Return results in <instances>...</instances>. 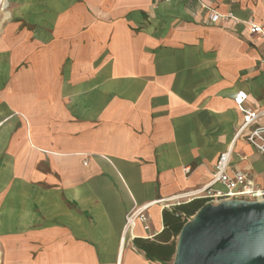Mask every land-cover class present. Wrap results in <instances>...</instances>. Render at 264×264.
Instances as JSON below:
<instances>
[{"label": "crops", "instance_id": "1", "mask_svg": "<svg viewBox=\"0 0 264 264\" xmlns=\"http://www.w3.org/2000/svg\"><path fill=\"white\" fill-rule=\"evenodd\" d=\"M251 22L264 24V0H10L0 264H163L135 240H155L173 205L162 200L206 186L231 147L230 168L264 188L263 157L235 139L237 93L264 111ZM150 203L129 239L127 214Z\"/></svg>", "mask_w": 264, "mask_h": 264}, {"label": "water", "instance_id": "2", "mask_svg": "<svg viewBox=\"0 0 264 264\" xmlns=\"http://www.w3.org/2000/svg\"><path fill=\"white\" fill-rule=\"evenodd\" d=\"M173 264H264V201L205 204L182 227Z\"/></svg>", "mask_w": 264, "mask_h": 264}, {"label": "built area", "instance_id": "3", "mask_svg": "<svg viewBox=\"0 0 264 264\" xmlns=\"http://www.w3.org/2000/svg\"><path fill=\"white\" fill-rule=\"evenodd\" d=\"M207 9L209 11L210 23L215 24L222 18L215 10ZM250 32L264 37V24L251 22ZM246 100L247 94L245 92L237 93L235 102L243 114V121L235 134V139L244 136L247 142L261 154L264 161V124L259 123L261 117L264 116V111L258 112L246 108L244 105ZM232 155L233 147L220 154L214 165L211 180L206 186L162 201L165 203L172 202L171 204H180L199 198L204 199L205 204H218L224 200L235 199L263 202L264 188L256 186L247 172L230 168ZM187 171L189 172L190 169L187 168ZM153 205L155 203L141 206L127 215L124 235H133V231L138 222L147 223V212Z\"/></svg>", "mask_w": 264, "mask_h": 264}, {"label": "trees", "instance_id": "4", "mask_svg": "<svg viewBox=\"0 0 264 264\" xmlns=\"http://www.w3.org/2000/svg\"><path fill=\"white\" fill-rule=\"evenodd\" d=\"M204 205L205 200L199 198L173 204L163 211V232L155 240L136 239V245L146 253L149 259L169 264L174 260L177 237L182 227Z\"/></svg>", "mask_w": 264, "mask_h": 264}, {"label": "rangeland", "instance_id": "5", "mask_svg": "<svg viewBox=\"0 0 264 264\" xmlns=\"http://www.w3.org/2000/svg\"><path fill=\"white\" fill-rule=\"evenodd\" d=\"M9 6H10V0H8V2H7V6H6V9L5 10H2V11H0V24H1V22H2V20H3V18H4V16L8 13V10H9ZM261 177L262 178H264V171H263V173L261 174ZM172 202H167V204H171ZM133 211V210H132ZM131 212V211H130ZM129 212V213H130ZM128 213V214H129ZM127 214V215H128ZM127 217V216H126ZM147 218H148V220H149V216H148V214H147ZM148 222V221H147ZM125 224H126V220H125ZM129 236V239L131 238V236L132 235H128ZM0 257H1V253H0ZM169 264H173V261L172 262H170Z\"/></svg>", "mask_w": 264, "mask_h": 264}]
</instances>
